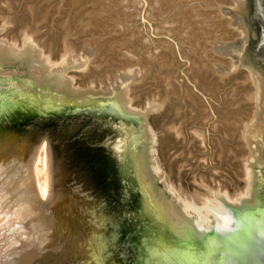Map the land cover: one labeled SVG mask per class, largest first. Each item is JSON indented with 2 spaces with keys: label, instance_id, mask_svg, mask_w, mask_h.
<instances>
[{
  "label": "rangeland",
  "instance_id": "374dc122",
  "mask_svg": "<svg viewBox=\"0 0 264 264\" xmlns=\"http://www.w3.org/2000/svg\"><path fill=\"white\" fill-rule=\"evenodd\" d=\"M206 2L216 4L219 14L201 0H0V26L8 24L0 29V92L36 95L40 88L76 101L112 99L127 119L92 124L82 116L77 125L74 120L25 124L18 118L23 129L17 131L15 121L6 131L18 138L0 139L5 160L14 162L24 148L46 139L58 164L79 170L77 163L90 166L85 157H103L99 144L107 140L127 159L142 162L157 196L185 218L153 170L156 134L161 174L188 195L204 180L231 195L242 191L246 162L250 191L238 200L247 207L264 200V0ZM26 30L37 42L18 48L12 40L19 42ZM221 42L238 51L214 55L211 47ZM65 45L67 58L50 68L44 52L54 62ZM126 71H135L134 77L124 80L120 75ZM245 72L255 81V107L246 100L251 86ZM101 124L111 127L104 131ZM239 229L216 238L217 264H250L253 235Z\"/></svg>",
  "mask_w": 264,
  "mask_h": 264
},
{
  "label": "bare ground",
  "instance_id": "6f19581e",
  "mask_svg": "<svg viewBox=\"0 0 264 264\" xmlns=\"http://www.w3.org/2000/svg\"><path fill=\"white\" fill-rule=\"evenodd\" d=\"M201 1L204 2L205 9L211 6L216 9L215 13L219 14L216 4L213 6L214 3L209 5L206 0ZM144 21L148 23L147 20ZM0 29L7 30L8 24L2 21ZM20 37L19 42L11 39L18 48L29 42H37L27 30L23 31ZM211 49L217 56L232 55L238 51V48L235 46L233 48L232 44L225 42L216 44ZM68 53L65 45L64 53L57 61L53 62L46 52L44 55L50 68L54 69L62 65ZM134 74L135 71H126L120 76L126 80L133 78ZM245 74L244 79L251 86V93L246 100L255 107L257 95L255 81L249 72ZM71 79L74 82V78ZM161 105L155 108L154 112L160 111ZM170 130L175 136L179 134L176 129ZM243 132L240 134L244 135ZM195 135L201 137L200 134ZM6 136L18 138L0 130V139ZM152 139L153 170L165 181L166 184H163L166 185L165 190L180 205L183 215L193 221L194 227L205 236L216 239L221 232L238 226L234 213L225 208L222 200H216L215 195L216 192H220L226 195L231 203H237L239 206L242 204L238 198L247 196L250 191V173L246 162L243 168L245 188L242 191L231 195L226 192L227 190L222 191L220 184L217 185L218 189H214L205 184V180L203 183L200 180L202 184L196 186V191L188 195L182 187H177L172 179V182L167 181V177L161 174L162 169L156 155L157 135H153ZM42 140L46 139H40L33 151H29L30 147L24 148L14 162L6 161V153L0 151V264H63L69 260L78 264H89L88 255L96 258L101 251L99 246V240L103 238L101 226L106 227L107 233L111 231L106 211L110 200L104 196L105 186L99 178L93 177V169L90 166L85 168L77 163L75 167L80 169L72 170L71 167L58 164L49 141ZM201 143L203 144L202 139ZM6 144L9 146V143ZM37 149L38 154L35 155ZM84 169L87 172L83 173ZM34 182L35 186L37 183L36 188Z\"/></svg>",
  "mask_w": 264,
  "mask_h": 264
},
{
  "label": "water",
  "instance_id": "95a60500",
  "mask_svg": "<svg viewBox=\"0 0 264 264\" xmlns=\"http://www.w3.org/2000/svg\"><path fill=\"white\" fill-rule=\"evenodd\" d=\"M37 91L36 95L13 89L0 92L2 132L8 131L18 118L26 120L14 125L20 131L24 123L74 120L76 124L82 116L92 124L97 121L107 124V119L127 120L112 99L76 101L48 90L37 88ZM105 124H101V129L111 127ZM106 141L99 144L102 158L84 159L93 169V177L105 186L103 195L110 200L106 211L112 233L101 226V251L96 258L88 255L89 264H217L221 252L215 251L216 239L205 236L191 219L178 216L168 202L157 196L144 176L142 162L136 157L127 159L120 148ZM34 149V145L30 146L29 151ZM256 202L254 206L241 204V208H234V218L240 231L253 235L250 264H264V200ZM63 264L78 263L69 260Z\"/></svg>",
  "mask_w": 264,
  "mask_h": 264
},
{
  "label": "flooded vegetation",
  "instance_id": "af4514ba",
  "mask_svg": "<svg viewBox=\"0 0 264 264\" xmlns=\"http://www.w3.org/2000/svg\"><path fill=\"white\" fill-rule=\"evenodd\" d=\"M213 115H214V117H216L215 114H213ZM199 132H201V133L204 135V133H203L202 131H199ZM206 133L208 134V135H207V138H208L210 132L207 130ZM171 134L174 135L173 132H171ZM205 143L208 144V147L210 148V139H209V138H208V140H205ZM205 143H204V145H205ZM215 196H217V195H215ZM217 197H218L217 199H220V200H222V201H223V199H225V198L220 197V196H217ZM219 197H220V198H219ZM171 198L173 199V201H174L175 203H177V202L174 200V198H173L172 196H171ZM249 198H251V196H250ZM225 200H226V199H225ZM223 203H224V205H225V208H227L228 210H230L231 212L234 213V203H230V202H228V201H226V202L223 201ZM177 206L180 208V205H179L178 203H177ZM172 207H173V206H172ZM173 209H175V208L173 207ZM181 212H182V211H181ZM182 214H183V213H182Z\"/></svg>",
  "mask_w": 264,
  "mask_h": 264
}]
</instances>
